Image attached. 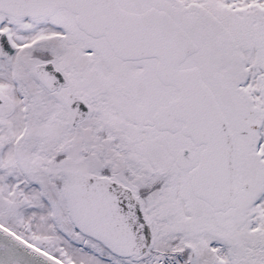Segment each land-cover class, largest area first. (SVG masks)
<instances>
[{
  "label": "flooded vegetation",
  "instance_id": "1",
  "mask_svg": "<svg viewBox=\"0 0 264 264\" xmlns=\"http://www.w3.org/2000/svg\"><path fill=\"white\" fill-rule=\"evenodd\" d=\"M37 1L0 0V45L16 50L6 59L0 57V143L14 141L18 114L22 126L29 118L35 120L30 107L40 96H44L39 102L43 108L57 111H68L64 104L68 94L80 96L90 108L80 125L93 120L97 139L108 142L113 158H120L112 159L105 171L95 175L131 189L153 229V242L144 257L151 251L162 253L168 247L181 264H195L202 238L189 235L185 220L190 216L182 200L172 199L170 221L158 211L154 199L189 187L193 198L215 218L223 219L240 206L252 209L248 217L250 230L260 235L251 249L252 257L264 264V0H70L68 6L56 2L59 0H45L48 8L44 11L34 8ZM149 11L168 19L175 30L170 38L177 41L181 38L178 33H182L189 42L192 53L180 69L199 70L234 137L237 194L235 204L226 211H215L193 193L189 176L200 165L206 146L185 135L182 121L172 129H161L155 122L159 108L180 96L179 90L158 78L159 60H124L112 50L108 35L93 32L100 22L112 29V38H119L125 15L142 16ZM99 12L109 16L100 17V21ZM158 27L163 29L160 21ZM47 62L59 69L67 86L51 92L38 81L35 67ZM147 74L164 93L159 101L146 84L135 81ZM100 75L104 82H99ZM108 108H113L120 123L112 126L103 120L102 112ZM94 110L97 113L93 116ZM46 116H41L40 123H65L62 113L48 111ZM29 128L23 130L19 142L27 141ZM134 141H142L147 148L151 145L152 155L142 158L137 148L127 146ZM131 156L141 160L130 163ZM7 161L15 162L12 151L5 161L0 157V193L7 178L13 179L9 168L3 167ZM225 234L221 233L210 246L222 264H234L231 259L239 244Z\"/></svg>",
  "mask_w": 264,
  "mask_h": 264
},
{
  "label": "water",
  "instance_id": "2",
  "mask_svg": "<svg viewBox=\"0 0 264 264\" xmlns=\"http://www.w3.org/2000/svg\"><path fill=\"white\" fill-rule=\"evenodd\" d=\"M70 0H59L62 6ZM45 10V0L35 2ZM72 10H74L72 8ZM98 20L105 13H98ZM125 25L119 38H112V29L99 22L93 32L108 35L114 53L124 60L158 59L157 76L166 86L175 87L179 98L159 108L154 116L161 129H172L177 121L185 125V135L197 144L205 145L201 162L189 176L193 193L210 204L215 211H226L235 204L236 151L234 137L224 119L214 92L202 80L198 69H180L192 53L189 42L175 35L171 23L156 11L142 16H124ZM101 21V20H100ZM159 21L163 29L158 27ZM165 36H168L165 38ZM15 47L0 45V57L12 56ZM38 81L49 91L67 86V80L52 63L35 67ZM264 96V92H263ZM64 104L77 127L89 115V105L82 97L70 93ZM68 181V217L75 229L121 259L143 257L153 242V229L142 204L131 189L105 176L86 174L81 169H65ZM0 264H54L32 251L21 240L0 227Z\"/></svg>",
  "mask_w": 264,
  "mask_h": 264
},
{
  "label": "rangeland",
  "instance_id": "3",
  "mask_svg": "<svg viewBox=\"0 0 264 264\" xmlns=\"http://www.w3.org/2000/svg\"><path fill=\"white\" fill-rule=\"evenodd\" d=\"M114 68L118 70V67ZM99 77V82L105 81L102 75ZM135 81L137 84H146L155 94V97L158 98L157 101L163 98L164 93L149 74ZM39 99V101L36 99L33 108L30 107V113L32 112L35 116V120L29 118L26 125L22 126V118L18 114L13 130L16 134L12 133V140L14 141L10 144L0 143V157L2 160L8 159L10 151L14 153L15 157L14 163L7 161L3 166L5 169L9 168L8 170L13 179L7 178L6 186L0 193V226L12 233L15 238L43 251L61 264H164L167 256L171 254H166V252L171 251L168 247L162 253L151 251V254L146 257L143 256L141 259H121L108 253V250L102 245L85 237L75 229L74 224L68 217V183L65 173H63L64 169H81L95 175L105 171V168L113 160L120 161V158H113L108 142L105 143L102 140L100 141V138L97 139V128L93 126V120L73 127L72 118L68 111H57V109L51 107L45 109L43 104H39L44 96H40ZM48 111L55 112L58 115L62 113L70 128L64 129L61 125L48 126L40 123L41 116L47 118ZM16 112H20V107ZM94 113H97L96 110H94L93 116ZM102 114H104L103 120L112 126L121 121L115 116L113 108L106 109ZM26 127H30L28 139L19 142L18 139H20ZM16 135L18 138L14 139ZM44 137H62L65 140L66 151L61 163L56 164L50 161L49 166H46L47 164L41 162L40 159L33 158L35 154L33 149L23 148V145L30 143L34 147L35 141H39ZM141 143L142 141H134V144L129 143L130 145L127 146L137 148L141 152L140 156L142 158L145 156L150 157L152 155V150L149 149L151 145L147 148L144 143ZM137 158L131 156L130 163L135 164L141 160ZM13 172H16V174L14 175ZM17 180H20L18 186H13ZM181 188L180 193L178 191L175 194L170 192L165 194L167 195L165 197L156 196L154 199L158 202V211L167 215L166 220L171 219L169 211L174 207L172 199L182 200V205L190 216L185 220L189 235L193 236L194 239L197 235L202 238L198 245L195 264H217L219 262L222 264L217 258L216 250H213L210 245L211 241L216 240L224 232H226V236L238 241L239 244L232 256V263L261 264L260 260H254L252 257L251 249L255 247V241L260 235L259 233H252L250 230L251 224L248 217L251 208L240 206L223 219L215 218L211 212H208L202 204L193 198L189 187ZM158 199L162 201L159 202ZM167 222L169 223V221ZM183 226H185L184 223ZM167 230L169 232L170 228H167Z\"/></svg>",
  "mask_w": 264,
  "mask_h": 264
},
{
  "label": "trees",
  "instance_id": "4",
  "mask_svg": "<svg viewBox=\"0 0 264 264\" xmlns=\"http://www.w3.org/2000/svg\"><path fill=\"white\" fill-rule=\"evenodd\" d=\"M65 123L64 125H61L60 122L58 123V121H56L53 124L51 122L47 123V125L51 126V125L57 124L59 126L61 125V127L64 129L70 128L68 124L66 123L65 125ZM65 144H66L65 140L62 137H58V138L57 137L55 138L44 137V138L39 139V141H35L34 147H32L30 143V144L23 145L24 146L23 148L24 149L30 148V150L33 149L34 150L33 153H35L33 158H38L41 160V162L43 161L44 163H46L47 164L46 166H49L48 164L50 161L55 162L56 164L61 163V160L62 158H64V153L66 151ZM171 252L172 251H168L166 252V254H169Z\"/></svg>",
  "mask_w": 264,
  "mask_h": 264
},
{
  "label": "bare ground",
  "instance_id": "5",
  "mask_svg": "<svg viewBox=\"0 0 264 264\" xmlns=\"http://www.w3.org/2000/svg\"><path fill=\"white\" fill-rule=\"evenodd\" d=\"M0 227H1L3 230L5 229V228H3L2 226H0ZM5 231L9 232V231L6 230V229H5ZM9 233H10V232H9ZM10 234H11L12 236H14L12 233H10ZM14 238H15V236H14ZM17 239H18V238H17ZM23 243H24V242H23ZM25 245H27L32 251L36 252L37 254L41 255L42 257L46 258L47 260L53 262L54 264H61V263H60L59 261H57L55 258L49 256L48 254L46 255V253H44L43 251H41V250H39V249H37V248H35V247L29 245V244H26V243H25Z\"/></svg>",
  "mask_w": 264,
  "mask_h": 264
},
{
  "label": "built area",
  "instance_id": "6",
  "mask_svg": "<svg viewBox=\"0 0 264 264\" xmlns=\"http://www.w3.org/2000/svg\"><path fill=\"white\" fill-rule=\"evenodd\" d=\"M164 264H181L178 260V258L174 255H171L167 257V260H165Z\"/></svg>",
  "mask_w": 264,
  "mask_h": 264
}]
</instances>
